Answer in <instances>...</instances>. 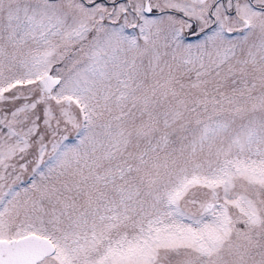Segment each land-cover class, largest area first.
Listing matches in <instances>:
<instances>
[{
    "label": "snow or ice",
    "instance_id": "snow-or-ice-1",
    "mask_svg": "<svg viewBox=\"0 0 264 264\" xmlns=\"http://www.w3.org/2000/svg\"><path fill=\"white\" fill-rule=\"evenodd\" d=\"M0 264H264V0H0Z\"/></svg>",
    "mask_w": 264,
    "mask_h": 264
}]
</instances>
